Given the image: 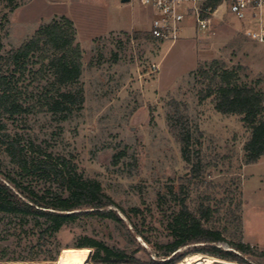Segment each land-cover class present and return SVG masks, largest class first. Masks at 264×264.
Listing matches in <instances>:
<instances>
[{
    "label": "rangeland",
    "instance_id": "1",
    "mask_svg": "<svg viewBox=\"0 0 264 264\" xmlns=\"http://www.w3.org/2000/svg\"><path fill=\"white\" fill-rule=\"evenodd\" d=\"M62 17L73 21L82 51L76 87L84 92L83 110L62 121L61 114L37 109L8 120V133L22 145L41 146L53 164L66 161L84 178L97 180L116 204L107 209L116 211L125 226L97 218L66 226L57 238V260L65 248L78 249L86 241L124 250L127 260L137 264L169 260L156 247L171 240L166 225L185 206L198 217L210 209L209 221L202 223L221 230L225 238L216 247L236 253L242 264H264V258L230 246L242 241L264 252V157L247 164L244 148L251 131L241 116L216 110V95L207 97L209 80L198 74L217 61L220 67L238 69L241 83L264 93V43L246 38L247 23L223 11L208 30L196 32L190 22L181 40L171 45L150 37L154 12L138 0H0L5 51L18 49L39 28ZM31 80L27 73L20 85ZM53 80L48 74L32 82L29 91L42 95ZM174 121L192 134L191 163L183 158ZM0 168L18 175L5 153ZM23 181L39 192L50 186L39 175ZM19 224L0 214V249L21 244L17 250L27 253L30 243L38 242L15 232ZM194 246L181 248L179 255H209L189 252ZM88 249V264H96V250Z\"/></svg>",
    "mask_w": 264,
    "mask_h": 264
},
{
    "label": "trees",
    "instance_id": "2",
    "mask_svg": "<svg viewBox=\"0 0 264 264\" xmlns=\"http://www.w3.org/2000/svg\"><path fill=\"white\" fill-rule=\"evenodd\" d=\"M4 20L1 19L0 23V156L5 153L10 158L11 164L18 169V175L4 173L0 168V214L19 221L15 232L18 230L29 237L35 236L38 242L30 243L31 248L27 253L24 249L17 250L21 244H17L14 250L9 247L0 249V263L43 259L56 261L60 253L57 238L66 226L86 218L110 220L123 225L124 222L116 211L107 209L116 204L103 192L97 180L84 178L66 161L53 164L49 161L50 155H46L41 146L34 143L22 145L17 137L8 133V120L37 109L54 115L61 114L62 121L69 120L74 112L83 110L84 92L76 87L82 76V51L76 44L77 31L73 21L67 17L55 19L39 28L18 49L5 51L1 34V29L5 27ZM27 73L32 78L30 85H20ZM48 74L54 80L42 95L29 91V86ZM198 74L209 80L207 97L216 95L215 108L219 113L241 116L242 123L251 131L244 148L246 162L249 165L258 163L264 157L263 91L241 83L238 69L220 67L217 61L199 69ZM183 125L178 121L173 127L171 123L182 145L183 158L191 163L192 134ZM35 154L38 157H34ZM38 175L50 182V186L42 192L25 185L23 181L24 176ZM199 215L191 213L185 206L181 208L166 225L171 240L156 247L158 255L169 260L159 263L151 261L149 264H178L187 254L179 255L178 251L193 245L197 246L189 252L209 254L226 262L244 263L236 253L215 246L218 242H224L225 238L221 230L202 223V220L205 223L209 221L210 209L201 210ZM138 234L150 244L143 233ZM44 238L48 239V243L40 244ZM45 246L50 247L48 251L44 250ZM230 246L247 256L264 258L263 251L242 241L232 242ZM78 247L94 248L96 252L92 260L96 264H137L135 260H127L124 250L104 243L86 241Z\"/></svg>",
    "mask_w": 264,
    "mask_h": 264
},
{
    "label": "built area",
    "instance_id": "3",
    "mask_svg": "<svg viewBox=\"0 0 264 264\" xmlns=\"http://www.w3.org/2000/svg\"><path fill=\"white\" fill-rule=\"evenodd\" d=\"M138 1L143 6L152 8L154 18L149 35L159 43L176 44L184 36L190 22L196 32L210 29L214 19L222 11L247 23L244 30L246 38L264 43V0Z\"/></svg>",
    "mask_w": 264,
    "mask_h": 264
},
{
    "label": "bare ground",
    "instance_id": "4",
    "mask_svg": "<svg viewBox=\"0 0 264 264\" xmlns=\"http://www.w3.org/2000/svg\"><path fill=\"white\" fill-rule=\"evenodd\" d=\"M91 252L88 248H65L56 264H88ZM217 262L227 264H242L238 262H226L214 256L195 254L185 258L179 264H215ZM5 264V263H0Z\"/></svg>",
    "mask_w": 264,
    "mask_h": 264
},
{
    "label": "water",
    "instance_id": "5",
    "mask_svg": "<svg viewBox=\"0 0 264 264\" xmlns=\"http://www.w3.org/2000/svg\"><path fill=\"white\" fill-rule=\"evenodd\" d=\"M130 0H122V3H128Z\"/></svg>",
    "mask_w": 264,
    "mask_h": 264
},
{
    "label": "crops",
    "instance_id": "6",
    "mask_svg": "<svg viewBox=\"0 0 264 264\" xmlns=\"http://www.w3.org/2000/svg\"><path fill=\"white\" fill-rule=\"evenodd\" d=\"M131 29H134L135 30V28H133V27H131Z\"/></svg>",
    "mask_w": 264,
    "mask_h": 264
}]
</instances>
